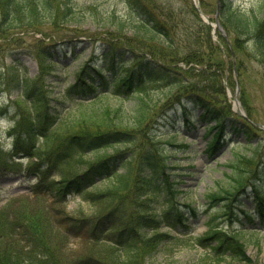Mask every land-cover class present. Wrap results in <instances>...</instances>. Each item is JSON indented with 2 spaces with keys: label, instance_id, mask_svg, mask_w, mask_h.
Returning <instances> with one entry per match:
<instances>
[{
  "label": "trees",
  "instance_id": "obj_1",
  "mask_svg": "<svg viewBox=\"0 0 264 264\" xmlns=\"http://www.w3.org/2000/svg\"><path fill=\"white\" fill-rule=\"evenodd\" d=\"M126 1L124 16L113 11L102 21L95 8H89L91 18L72 0H0V51L12 58L0 84L17 94L9 99L12 153L0 147V169H27L38 178L18 201L0 207V264H179L161 255L177 239L217 262L256 264L237 228L209 223L203 232L185 236L183 207L194 215L197 209L179 188L174 155L187 144L161 143L152 134L176 101L184 115L192 104L204 109L200 120H215L210 151L219 144L225 121L246 141L261 133L232 109L227 88L234 86L235 73L227 59L229 46L218 32V40L213 39L192 0ZM199 1L214 19L217 0ZM218 17L233 34V50L247 52L252 41L264 64V0L250 9L220 0ZM19 31L34 37L28 51L39 65L34 76L11 49ZM58 40L82 49L61 57L52 49ZM87 48L88 57L80 60ZM68 69L71 79L55 73ZM107 95L133 102L129 107L105 102ZM239 98L253 119L243 88ZM5 111L0 108V114ZM246 146L250 153L237 154L229 165L230 187L207 194L209 206L226 203L230 223L232 216L238 218L232 206L235 201L243 205L240 196L248 185L255 213L238 210L248 220L254 214L264 217V185L259 183L264 140ZM17 155L26 163L15 161ZM96 179L102 187L84 192L83 202L68 209L66 195L85 191Z\"/></svg>",
  "mask_w": 264,
  "mask_h": 264
},
{
  "label": "rangeland",
  "instance_id": "obj_2",
  "mask_svg": "<svg viewBox=\"0 0 264 264\" xmlns=\"http://www.w3.org/2000/svg\"><path fill=\"white\" fill-rule=\"evenodd\" d=\"M174 1V0H173ZM257 0H239L246 7L252 6ZM73 6L86 14V16H92V12L89 9L91 6L95 8L103 18L102 21H106L109 17L108 14L117 11L120 14L127 13V1L126 0H72ZM255 5V4H254ZM93 27V25H90ZM25 31L15 32L11 38V49L20 51V58L28 66V71L33 74L36 72V64L33 58L28 54L29 49L34 43V38ZM253 42L250 41L247 44V52H241L240 56L235 57L237 59L236 67L237 73L234 78V86L228 88V92L233 94L236 87L238 88L237 96H240L241 89H244V101L250 111L252 118L257 120L264 126V64L258 59L259 56L252 51ZM64 49V48H62ZM9 49H7L8 51ZM61 51V49H58ZM3 55L0 51V58ZM10 61L9 58L6 59ZM1 64V62H0ZM1 80V79H0ZM240 99V98H239ZM2 100H7L5 93H0V105ZM241 101V99H240ZM105 102L121 103L128 107L132 104L133 99L131 97L116 98L110 95L105 96ZM243 104V102L241 101ZM244 105V104H243ZM201 111L197 108L193 111L192 121L194 127L191 124H186L181 115L180 108L172 110L170 113L172 118H177L174 125L180 130L176 138L178 141H183L189 144L187 150H180L176 153L177 161L181 167L185 168L186 172L184 188L188 189L189 196L186 200H192V204L198 209L197 215L194 217L188 216L187 230L188 234H199L207 229L209 223L211 226L218 225L224 226L228 230H232L234 227L241 225L239 222L229 223V220L224 215L225 204H218L216 207H212L210 213H205L202 209L207 206L206 203L209 200L206 194L211 191L219 190L230 187L232 181L230 179V167L229 164L237 154L243 153L248 150L243 136L240 132L230 131L226 128V133L222 135L218 148L213 153L207 150V142L210 141L212 134L206 132L205 122H200L197 119L198 113ZM10 113V112H9ZM173 121L165 126L162 136L165 138L168 135L173 134ZM10 123L8 116L0 117V130L1 138L0 143L4 150H7L10 146L9 138L6 137L5 128ZM211 121L209 124H213ZM260 138L264 140V130L257 136L251 138L252 144L256 143V140ZM237 143H240L237 145ZM250 151H246L248 154ZM264 178V172L262 175ZM24 179L21 174L10 179H6L0 176V206L5 202V205L12 202L9 198L23 191L24 185L21 180ZM27 179H35L33 177H27ZM36 180V179H35ZM16 184L12 188V185ZM264 184V180L261 181ZM9 199V200H8ZM242 199H245L244 197ZM19 198H14L13 201H18ZM79 201V196L75 198H69L68 204L70 206L75 205ZM252 197L245 199V208L252 206ZM37 208V206L35 207ZM187 215H191V209L186 211ZM245 218L243 217V220ZM255 222L248 223L246 226L248 230L240 233L242 240L244 241L248 254L255 259L256 264H264V222L260 223V219L255 218ZM189 227V228H188ZM163 230H166L163 227ZM171 231V230H170ZM74 239L70 238L69 244H73ZM184 241L179 239L172 243H169L167 247L161 252L162 257L168 260H175L179 264H227L226 261H231L229 258L226 260H220L219 262L207 257L204 250L197 248L192 244L184 245ZM73 246V245H71Z\"/></svg>",
  "mask_w": 264,
  "mask_h": 264
},
{
  "label": "water",
  "instance_id": "obj_3",
  "mask_svg": "<svg viewBox=\"0 0 264 264\" xmlns=\"http://www.w3.org/2000/svg\"><path fill=\"white\" fill-rule=\"evenodd\" d=\"M216 25H217L218 27H220V25H219L218 21H216Z\"/></svg>",
  "mask_w": 264,
  "mask_h": 264
}]
</instances>
